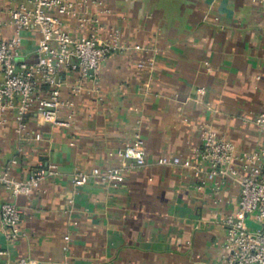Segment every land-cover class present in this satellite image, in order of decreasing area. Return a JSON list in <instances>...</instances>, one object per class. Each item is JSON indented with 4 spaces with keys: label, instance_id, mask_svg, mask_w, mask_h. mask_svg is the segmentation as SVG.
Here are the masks:
<instances>
[{
    "label": "crops",
    "instance_id": "1",
    "mask_svg": "<svg viewBox=\"0 0 264 264\" xmlns=\"http://www.w3.org/2000/svg\"><path fill=\"white\" fill-rule=\"evenodd\" d=\"M76 1L99 17L102 36L117 34L139 49L114 51L96 83L61 92L73 103L60 112L68 125L31 113L18 135L12 117L0 122V172L12 158L8 172L18 179L57 166L28 194L12 197L0 184V203L12 200L22 211L18 239H7L0 225V264H220L227 253L221 217L235 208L239 186L198 185L188 168L158 158L188 161L206 128L238 150L264 145V127L253 123L264 113V0ZM66 24L78 34L72 19ZM11 34L4 27L0 37ZM37 39V31H23L24 58H35ZM137 139L145 163L124 181L72 183L75 171L119 166L118 150Z\"/></svg>",
    "mask_w": 264,
    "mask_h": 264
},
{
    "label": "built area",
    "instance_id": "2",
    "mask_svg": "<svg viewBox=\"0 0 264 264\" xmlns=\"http://www.w3.org/2000/svg\"><path fill=\"white\" fill-rule=\"evenodd\" d=\"M95 3L100 5L98 0ZM105 11L103 8L97 12ZM67 18L77 24V35L68 30ZM88 25L91 29L85 34ZM4 27H10L12 34L0 37V122L7 121V115L12 117L18 135L26 130V117L31 113L41 123L68 125L60 112L73 103L62 99L61 92L65 89L75 95L87 83H96L102 64L114 51L139 49L120 44L117 34L102 36L99 17L87 13L76 0H0V33ZM27 30L38 32L35 58L31 60L24 58L21 50L22 33ZM137 66L142 67L143 62ZM66 75L72 78L66 79ZM98 100L99 97L93 99ZM253 123L264 127V113L255 115ZM33 138L40 140L41 134L35 132ZM16 151L20 154L22 148L16 147ZM118 154L122 158L119 166L105 170L93 168L90 174L75 171L71 174L72 183L82 186L92 176L116 185L125 180L129 168L145 163L140 139L118 150ZM15 163V158L10 159L0 172V184L12 197L36 189L44 174H57L56 164L49 163L39 176L18 179L8 172ZM158 163L182 164L191 171L198 185L208 182L238 185L235 208L221 217L227 253L220 264H264V145L255 150H238L223 134L206 128L201 144L192 151L188 161L159 157ZM249 218L255 227L247 225ZM21 221L22 211L14 201L0 203V225L10 241L21 235ZM7 264H28V261L19 258Z\"/></svg>",
    "mask_w": 264,
    "mask_h": 264
},
{
    "label": "rangeland",
    "instance_id": "3",
    "mask_svg": "<svg viewBox=\"0 0 264 264\" xmlns=\"http://www.w3.org/2000/svg\"><path fill=\"white\" fill-rule=\"evenodd\" d=\"M247 225H248V226L255 227V225H254V224H251V223H250L249 219L247 220Z\"/></svg>",
    "mask_w": 264,
    "mask_h": 264
}]
</instances>
